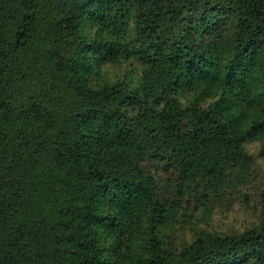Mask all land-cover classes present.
<instances>
[{
    "label": "trees",
    "instance_id": "trees-1",
    "mask_svg": "<svg viewBox=\"0 0 264 264\" xmlns=\"http://www.w3.org/2000/svg\"><path fill=\"white\" fill-rule=\"evenodd\" d=\"M263 163L264 0H0V264H264Z\"/></svg>",
    "mask_w": 264,
    "mask_h": 264
},
{
    "label": "rangeland",
    "instance_id": "rangeland-1",
    "mask_svg": "<svg viewBox=\"0 0 264 264\" xmlns=\"http://www.w3.org/2000/svg\"><path fill=\"white\" fill-rule=\"evenodd\" d=\"M237 195L225 194L221 210L215 217L221 222L219 229L239 228L258 220L260 215V193L264 191V163L255 167L246 185L237 189Z\"/></svg>",
    "mask_w": 264,
    "mask_h": 264
}]
</instances>
